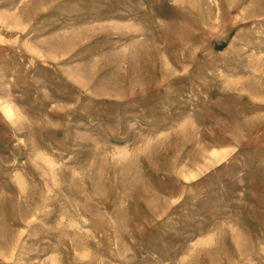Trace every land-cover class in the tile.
<instances>
[{
    "label": "rangeland",
    "instance_id": "374dc122",
    "mask_svg": "<svg viewBox=\"0 0 264 264\" xmlns=\"http://www.w3.org/2000/svg\"><path fill=\"white\" fill-rule=\"evenodd\" d=\"M0 264H264V0H0Z\"/></svg>",
    "mask_w": 264,
    "mask_h": 264
},
{
    "label": "bare ground",
    "instance_id": "6f19581e",
    "mask_svg": "<svg viewBox=\"0 0 264 264\" xmlns=\"http://www.w3.org/2000/svg\"><path fill=\"white\" fill-rule=\"evenodd\" d=\"M217 155H213V157H216ZM189 183V182H188Z\"/></svg>",
    "mask_w": 264,
    "mask_h": 264
}]
</instances>
